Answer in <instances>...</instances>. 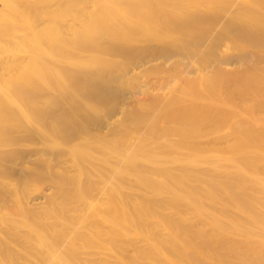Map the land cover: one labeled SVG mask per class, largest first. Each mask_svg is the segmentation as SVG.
<instances>
[{"label": "bare ground", "instance_id": "6f19581e", "mask_svg": "<svg viewBox=\"0 0 264 264\" xmlns=\"http://www.w3.org/2000/svg\"><path fill=\"white\" fill-rule=\"evenodd\" d=\"M3 1L6 3L0 6V40L2 41V43L0 41V52L4 51V46L7 44L13 50L18 48L17 52L21 57L11 59L14 61V65H17L8 66V78L15 84L13 92L23 104L20 105L18 113L27 123L28 121H37V125L36 128L32 127L33 129H31L28 128L31 126L30 122L28 127L22 126L23 123L19 119L17 121L21 124L16 122L12 108L11 111L6 108V104L11 103V107L16 103L0 90V148H9L4 152L0 149V177L7 174L16 179L15 186L13 185L14 187H10V189L0 186V206L13 204V202L19 204V198L22 199V196L26 194L28 196L25 198V204L34 208L48 204L47 200L51 202L50 205L59 199L61 205H69L70 209L73 207V210H77L76 206H80L81 209L82 206H85L87 210L91 211L90 213L98 214L93 220L95 223L92 224V221L89 220L91 227L94 226V228H90V225L87 228L88 220L84 222L87 214L84 213L86 215L83 218L82 211H79L82 212L81 215L74 212L76 216H73L75 218L81 216L83 224H86L81 228L92 230L89 231L92 232L90 234L86 231L83 233L79 226V229L74 225L75 228L71 227V223L74 221L68 220L69 216L67 217L65 212L64 216L61 213L64 219L59 218L58 220V217L56 219L53 217L55 210H47L49 217L46 213L47 216L44 215L46 220H52L53 217L60 223L65 221L62 226H56L59 229L56 233L54 232L56 227L49 229V226L47 227L42 222L41 218L45 220L44 217L37 216L33 212L35 216L32 215L33 217L29 218V208L26 209L23 205L20 208V213L26 221L22 225L28 228V232L37 233L41 243L40 248L33 251L29 246L30 237L27 238L25 236L28 235L22 233L25 235H23L24 243L21 244L20 241L19 243L24 245L26 255L29 254L28 257H31L32 254L34 257V254L38 253L37 256L35 255V258H39L35 259L38 260L37 264H46L47 258L55 257V250H59L58 247L61 249L59 245L63 243L65 246L66 234L64 233L71 227L75 231L76 228L78 229L77 234L73 229V232L70 230L71 238L74 239V235L80 243L76 240L73 243L72 239L73 246L71 244V247L68 245L69 248H67L66 245L65 252L66 254L72 252L73 255L77 253L76 256L79 254L81 257L83 255L84 259L83 257L79 258L78 255V257L73 256L74 261L70 260L72 257H66L62 262L61 255V258H54L57 264H111L112 259V264H145V262L148 264H195L190 262L191 254L198 255L205 264H264V199L260 197L264 196L261 195L264 194V159H262L264 157L255 160L251 156L253 153L261 156L264 154V151L259 150L261 147L264 149V133L252 130L254 134H243L244 138L240 137L241 135H236L234 136V138L236 137L235 143L240 140L236 146L232 141L233 146L228 144L223 149L218 147L215 149L212 146L209 147V150L206 149L201 153L198 152L195 145L197 141L194 144L193 139L198 136L196 133L203 128H198L201 123L199 121L202 123L206 121L204 119L206 116L202 118L204 120H200L198 114V117L195 114L198 112L191 110L194 115L191 114L190 109L188 110L190 113L184 110L190 106L191 109H194L196 108L194 105L197 104L199 106L198 102L195 103L197 101L195 99H199L208 104L200 103V106L203 104L201 107L205 112L206 109H209L206 108L209 104L216 102L217 99L220 100L217 98V94H214L216 97L213 96L217 98L216 100L213 98L210 100L209 96L211 97L214 91L216 93L222 91L228 98L238 101L240 107L243 104H245L243 107H248L247 105L253 103L258 108H256L259 110L258 113L264 114V0H83L95 4L98 2L100 8L97 12L88 6L85 7L81 0L72 2L66 0L69 5L71 4V8L66 7L68 4L65 6L58 2L49 5L43 0ZM80 13L85 17H78L77 14ZM70 17L73 18L74 25L69 23L68 18ZM32 18L38 22L36 26H42L41 29L33 27L30 23ZM145 23L149 26L147 29L143 28ZM23 31L26 32V35L22 33ZM68 36H71V39L67 38ZM66 48H69L70 51L65 55L61 54L60 51ZM47 65L53 66V69L45 67ZM141 71L147 72L144 79L137 75V72ZM218 72L219 76L220 72L229 75L227 82H223L224 85L221 83L223 87L217 83L221 78L213 79ZM53 79L57 80L58 84L62 83L58 89L52 88L50 82ZM157 81L159 82L157 89H150L151 84H157ZM188 81L195 82L190 85L193 86L192 88L184 87V83H189ZM35 82L45 83V86L38 85L39 88L42 87L39 89ZM134 86L139 87V92L133 90ZM179 94H182L183 97ZM205 98L207 102L204 101ZM221 99L223 100V97ZM90 104L95 109L89 113L85 110L89 108ZM177 104L179 106H176ZM205 105L206 107H204ZM175 106L177 110H180L182 106L184 115L182 110H180L181 113L177 111L171 114L170 108ZM222 109L220 107V110ZM234 109L229 113H234L236 111ZM256 109L254 110L257 111ZM208 111L209 117L207 116L206 119L210 120L212 112ZM177 113L180 114L177 115ZM175 115L179 118H188L193 115L195 116L194 120L197 118L199 120L193 122V117H191L192 121L190 122L193 123H188L187 127L183 125V122V124L180 123ZM118 116L128 122L132 120V126H127L129 130L117 128L120 126L119 122L122 121H118ZM216 116L215 113L211 119L216 121L214 129L218 130L219 121L214 119ZM233 116H237V114H233ZM146 118L151 120L149 125H152V127L150 126L152 129H147L148 131L145 127L142 128V123ZM152 119H154L153 122ZM213 121L211 123L215 124ZM128 122H126L127 125ZM262 125L260 124L261 127ZM213 126L211 125V127ZM132 132H137L138 135H136L137 138L140 135L139 138L132 137L135 139L130 140ZM222 132L225 134V131ZM175 134L182 139L179 143L177 139H172L176 138ZM170 135L172 140L169 138ZM212 135L214 139L216 134ZM219 135L217 137L221 138ZM223 137L225 136L222 135V139ZM31 140L42 142L43 147L45 146L44 150L46 148L50 158L32 159L27 158L26 154L25 157L18 147ZM173 141L175 144H179L175 145L176 147H179L182 142H189L187 144L189 148H184L182 145V149L187 148V150L180 152L182 154L188 151L189 155L186 153L188 160L179 159L185 158V156H176L173 155L174 153L173 157L168 156V151L172 149L180 154L181 147L177 150L172 146L174 143L171 144ZM225 142L223 144H226ZM250 143L255 148L254 151H249ZM115 144H118L117 147ZM153 144L158 146L157 151L154 150ZM90 145L103 146L105 152L94 157L93 154L88 153V150H91ZM218 145L217 143L216 146ZM220 145H222L221 142ZM102 150L104 151V149ZM204 152L207 155V160H201V158H206ZM27 153L30 154L29 150ZM199 153L203 154V157ZM42 155L40 154V156ZM177 157L179 158L177 159ZM172 163L176 165L172 166ZM142 165L149 167L157 176V184L160 183H158V177L167 180L171 190H168V196L160 200L159 204L152 201V206H137L140 210H137L136 206H130L132 212H125L129 215L132 213L131 216L134 215L135 225L138 224L140 231L151 230L150 227L153 225L149 222L151 219L155 220V229L161 227L166 231L163 238L158 235V231L154 233L153 228L151 233L153 232L155 237L158 235L157 239H150L152 234L148 240V248L145 246L146 249L143 247L139 251L137 245L135 246L138 247L137 250L133 249L135 248L132 245L134 236L131 241L133 248L127 239L132 233L127 229L129 215H124L126 216H123L124 218L121 216L123 218L121 226L126 227V229L125 227L122 229V232L127 230L128 233L124 232L120 235L118 232L120 226H117V221L120 218L119 206L112 203L119 208L116 212L108 204V212L105 209L103 210L106 212H103L99 204L109 203L105 202L109 195L119 197L120 199L116 200L118 202H121L122 199L126 200L127 198L123 197H127V193L126 190H123L127 187L129 181L126 182V178L130 175L138 176L134 178H137L138 182H142L139 188L143 191L146 190L145 186L149 183L144 184L143 182L146 183L147 180L142 181L139 175H136ZM57 167L61 168L63 173L61 171L57 173L59 171L56 170ZM257 170L262 172V176L258 174ZM73 172L74 174L70 175ZM44 175L48 176L53 185L49 181L51 186H44L41 178L42 189L27 194V188L29 190L35 188H30L27 183ZM58 177L60 178L58 179ZM48 179H45V176L43 178V180ZM116 181L121 182L120 190L117 188L119 185H116L118 183ZM115 182L116 184H113ZM178 185L185 186L184 190L188 188L187 192L185 193L183 190V193H180V190L178 192V187L182 188ZM149 189L156 191V193L153 192L155 196H163V194H159L158 189L149 187L147 188L148 193ZM165 189L167 188L165 187ZM109 191L111 194L108 195ZM122 192L125 195L122 196L120 194ZM19 193H22L20 197ZM102 193L106 194V199H102L104 201L100 200ZM150 194L153 196L151 192ZM142 195L145 194L142 193ZM50 197H52L51 200ZM124 202L120 203L121 208L129 206V201L128 203ZM72 203L76 206H71ZM215 203L235 210L246 219V222H236L228 216L216 212L213 206ZM134 207L135 212L137 210L140 213H133ZM72 209V212L66 210L71 213V216ZM124 211L123 208L120 210V212ZM164 211H171L173 215L170 218L164 217ZM2 216L1 214L0 222L3 220ZM88 216L92 218L90 214ZM100 220H104L101 222L102 224L108 222V226L100 229L96 226ZM193 220H198L203 224L195 225L198 221L192 222ZM11 222L14 223V221ZM132 223L129 227L131 230L134 229L132 228L134 221ZM7 225L6 228L9 226V229L12 230L9 235L7 234L8 236H12L10 235L13 234L12 232H18L16 231L18 226ZM205 225L211 228L210 231L204 229ZM45 226L49 229L48 231L56 233L55 243L47 242L45 245L44 239L47 231ZM104 229L105 231L108 229V232L104 233ZM62 230H65L64 233ZM96 233L98 234L94 237L96 240L94 238L93 240L98 247L95 246L96 243H93L92 246V240L91 243H87L88 240L87 244H84L86 239L83 238L84 236L90 238V235ZM125 233L127 236L124 235ZM142 234L144 233L141 232V235H138L141 237ZM122 236H125L124 239ZM0 239L2 240V243L0 242V264H27L26 260L29 264L31 259L34 260L33 257L31 259L26 257L22 263L25 257L22 255L23 251L18 250L21 256H17L18 254L16 255L12 250L17 244L13 243L15 244L13 245L12 242L9 244L10 240L8 241L6 233L1 234ZM118 239L120 240L117 241ZM121 239L123 240L121 241ZM142 239L145 238L142 237ZM63 240L64 242H62ZM34 241L36 240L34 239ZM58 242L61 244L58 245ZM89 244L91 245L88 246ZM7 246L9 250H7ZM18 248L20 249V247ZM14 249L16 250V247ZM77 249L81 252L79 250L75 252ZM5 251H11L13 254L9 252V255ZM227 252L233 253V257L229 256ZM92 253L95 254V257L98 254L97 257L102 261L96 260L92 263L90 260V257L93 259ZM20 258H22L21 261ZM30 264H33V261Z\"/></svg>", "mask_w": 264, "mask_h": 264}, {"label": "rangeland", "instance_id": "374dc122", "mask_svg": "<svg viewBox=\"0 0 264 264\" xmlns=\"http://www.w3.org/2000/svg\"><path fill=\"white\" fill-rule=\"evenodd\" d=\"M43 1H45V2H47L49 5H51V4H56L57 2L59 3V4H64L66 7H68L69 6V8H71L70 6H71V4L69 5V3H67V1L66 0H59V1H54V0H43ZM71 2L73 1V0H70ZM74 1H77V0H74ZM83 3V5L85 6V7H89L91 10H94V11H98L99 10V8H100V6L98 5L99 3L97 2V4H95V3H93V2H90V1H83V0H81ZM4 3H6V2H4L3 0H0V6H2ZM84 14H82V13H80V14H77V16L78 17H82V18H84L85 16H83ZM100 15H102V14H100ZM101 17V16H100ZM69 19V23L71 24V25H74V23H73V18L72 17H70V18H68ZM30 23L33 25V27H35V28H37V29H41L42 28V26L40 27V26H36L37 24H38V22L37 21H35V19H31L30 20ZM144 27L143 28H145V29H147L149 26L147 25V23H145L144 25H143ZM34 29V28H33ZM24 35H26V32H22ZM67 38H69V39H71V36H68ZM1 41V40H0ZM1 43H2V41H1ZM17 50H18V48H16L15 50H13L8 44L7 45H5L4 46V51L3 52H0V90L3 92V93H5L7 96H8V98L10 99V100H12L14 103H16V105H13V106H11L10 107V104L11 103H9V105L8 104H6V108L7 109H9L10 111H11V108H12V110L14 111V112H12L13 113V116H14V119H16V122H18V123H23V124H21L22 126H29V124L31 125V126H29L28 128H31V129H33L32 127H35L36 128V125H37V121L35 122V121H28V123H27V121L24 119V118H22L23 116L22 115H20L19 113H18V111H19V109H20V105H23L22 104V102H21V100H18V98L16 97V95L14 94V92H13V86L15 85V84H13V81H10L9 80V78H8V66H11V67H13V66H16V65H14L15 63H14V61H12V60H14V59H16V58H19V57H21V55L20 54H18V52H17ZM62 51V52H61ZM60 51V53L61 54H63V55H65V54H67L70 50H69V48H66V49H62ZM12 59V60H11ZM17 61H20V60H17ZM16 61V62H17ZM4 66V67H3ZM45 67H47V68H51V69H53V66H50V65H47V66H45ZM3 68V69H2ZM138 74V77H140V78H145V76H146V73H145V71H141V72H137ZM217 74V73H216ZM220 76H219V72H218V74H217V76H215L214 75V77H213V79L215 80V77H217V79H220L221 78V80L220 81H217V83L221 86V83H226L227 82V77H229V75H227L226 73L223 75L221 72H220ZM142 76V77H141ZM225 77V78H224ZM143 78V79H144ZM12 80V79H11ZM16 82V81H15ZM189 83H184V87L185 88H192L193 86H190V85H192V84H195V82H193V81H188ZM17 83V82H16ZM36 84H37V87H38V85L39 86H41V85H44L43 83H41V82H35ZM224 83H223V85H224ZM18 84V83H17ZM50 84L52 85V88H54V89H58L59 87H60V85L62 84V83H60L59 82V84H58V81L57 80H55V79H53V80H51V82H50ZM187 85V86H186ZM223 85L221 86V87H223ZM45 86V85H44ZM43 86V87H44ZM159 86V82L157 81V84H151V87H150V89H152L153 90V88H156V87H158ZM189 86V87H188ZM39 88V87H38ZM40 88H42V87H40ZM39 88V89H40ZM137 89V90H136ZM157 89V88H156ZM133 90H135V91H138L139 92V87L137 88V86H134L133 87ZM178 94V93H177ZM214 94H217V98H220V100L219 99H217V98H215L216 97V95H214ZM180 96H182L183 97V95L182 94H179ZM178 95V96H179ZM179 96V97H180ZM213 96H215V97H213ZM181 97V98H182ZM223 97V100L221 99ZM210 98H213L214 100H216L217 99V101L216 102H213L212 104H209V106H207L206 107V105H208V104H206L205 102H203V101H201V100H199V99H195V100H197V101H195V103H199V106H198V104L197 105H194V107L196 106V108H197V106H198V108H199V110H198V108H197V111L195 110L196 108H194V109H191L190 107V102L188 103V105L190 106H187V107H189V108H185L184 110H185V112L187 111V113H190L191 112V114L193 113L192 111L194 110L195 112H198V113H195L196 114V116H197V114H198V118H201L200 120H206V121H204L203 123H202V121H199V122H201L200 123V125H199V127L198 128H200V127H203V128H201L200 130L201 131H199L200 133H201V136H200V133L199 132H197L196 134H198V136L197 137H195V139H193V141H194V144L196 143V141H197V143L195 144L196 145V147L198 148L197 150H198V152H201V153H203L202 151H206V149H208L209 150V147H218V148H220V149H223V148H226L227 146H228V144H229V146H233V144L235 143V138H234V136H240V137H243L244 138V135L243 134H254L253 132H252V130H257V131H255V132H262V133H264V131H261V129H264V125H262V124H264V119H262V118H264V117H262V116H264V114H262V113H258V111L259 110H257L258 108L257 107H255L254 105H253V103H247V104H249V105H247L248 107H243L245 104H243V106L241 105V107L239 106L240 105V103L238 102V101H236L235 99H231V98H228L227 96H225V94L221 91V92H219V93H216V91H214V93H212V95H211V97L209 96V99ZM228 100H227V99ZM224 99H225V101H224ZM211 100V99H210ZM219 100V101H218ZM200 101V102H199ZM204 101H206L207 102V99L205 98V100ZM224 101V102H223ZM193 102V101H192ZM201 102H203V104L205 103L206 105L204 106V107H206V108H209V109H206V111L204 112V110H202V107L201 106H203V104L200 106V103ZM221 103V104H217V103ZM226 103L225 105L223 104V103ZM236 102V103H235ZM216 103V104H215ZM185 104V103H184ZM184 104H182V105H184ZM192 104V103H191ZM230 104V105H229ZM236 105V106H235ZM253 105V106H252ZM176 106H179L178 104L176 105ZM175 106V107H176ZM213 106V107H212ZM231 108H230V107ZM88 107L89 108H87V110H85V111H89V113L90 112H93L94 111V109H95V107L93 108L92 107V105L90 104V105H88ZM91 107H92V109H91ZM175 107H171L170 109V113L171 114H173V113H175V112H177V111H180V110H182V113L184 112L183 111V109H182V106L180 107V110H177V107L175 108ZM204 107H203V109H204ZM218 107V108H217ZM220 107H221V109L222 108H226V109H228L227 111H225V110H220ZM234 107H235V109H234ZM239 107H240V110H239ZM243 107V108H242ZM253 107H254V109H256L257 111H255L254 109H253ZM15 110H14V109ZM179 108V107H178ZM211 108V109H210ZM212 108H214L213 110H212ZM216 108V109H215ZM232 110H230V109ZM247 110H246V109ZM91 109V110H90ZM190 109V110H189ZM218 109H219V111H218ZM233 109L234 110H236L234 113H229V111L230 112H233ZM249 109V110H248ZM93 110V111H92ZM188 110L190 111V112H188ZM192 110V111H191ZM208 110H211V112H212V115L214 116V114L216 113L217 114V116L214 118L215 120H217V121H219L218 122V124H217V129L218 130H215L214 129V127H215V125H216V121L214 122L212 119H213V117H212V115H211V117H210V120H208V118L206 119V117L208 116L209 117V113L208 112H210V111H208ZM200 111V112H199ZM203 111V112H202ZM208 111V112H207ZM184 112V113H185ZM14 113H15V115H14ZM180 113H181V111H180ZM180 113H177V115H179ZM184 113H183V115H184ZM194 114V113H193ZM194 114V115H195ZM200 114V115H199ZM233 114L234 115H236L237 114V116H233ZM242 114V116H240ZM261 114H262V116H261ZM18 115H20V116H18ZM189 115V114H188ZM188 115H187V117H188ZM238 115H239V117H238ZM176 116V115H175ZM206 116V117H205ZM16 117V118H15ZM18 117V118H17ZM177 117V116H176ZM191 117H193V122H195L196 120H199L197 117V119L196 120H194V118H195V116H193V115H190L188 118H183V117H180V118H183V119H180L179 117H177V120L178 121H180V123H182L183 125H185V126H187L188 127V125L189 124H191V123H193V122H190V121H192V119H191ZM205 117V118H204ZM21 118V119H20ZM122 117H117V119H118V121H121V122H119L120 123V126L119 127H117V128H119L120 130H129V128L128 127H131L132 126V120H131V122L129 121H125V119L124 118H122ZM159 118H161V117H159ZM159 118L157 119L158 121H159ZM202 118H204V119H202ZM212 118V119H211ZM218 118V119H217ZM19 119V121H17ZM120 119V120H119ZM124 119V120H123ZM149 118H146L144 121H143V123H142V128H146V130L147 129H149V130H151L152 128V125H149V123H151L150 121V119L148 120ZM162 119V118H161ZM191 119V120H190ZM261 120H262V123H261ZM154 121V119H152V122ZM157 121V123H159ZM211 121H213L215 124H213V123H211ZM26 122V123H25ZM126 122H128V125L126 124ZM161 122H162V120H161ZM156 123V124H157ZM189 123V124H188ZM27 124V125H26ZM144 124H145V126H144ZM260 124L262 125V127L260 126ZM126 125V127H124ZM130 125V126H129ZM147 125V126H146ZM158 125V124H157ZM161 125H163V124H161ZM160 125V126H161ZM211 125H214L213 127H211ZM128 126V127H127ZM151 126V127H150ZM210 126V127H209ZM124 127V128H123ZM207 127V128H206ZM121 128H123V129H121ZM127 128V129H126ZM211 129V130H209V129ZM203 129V130H202ZM221 130V131H220ZM148 131V130H147ZM211 131H213L212 133H210L211 134V136H209L210 134H209V132H211ZM222 131H225V134H227V135H225V134H223V132ZM221 133V134H220ZM133 134H135V135H133ZM138 135V133L137 132H132V133H130V135H132L131 136V138H130V140H134L135 138H132V137H136V139H138L139 138V136H138V138H137V135ZM173 134V133H172ZM212 134H216L215 136L216 137H214V139L212 138L213 137V135ZM220 134V135H219ZM239 134V135H238ZM246 134V135H247ZM204 135V136H203ZM220 136L221 138H218L217 136ZM222 135H224L225 137H223V139H222ZM174 136V135H173ZM175 136H176V134H175ZM228 139H230V140H228ZM110 138V137H109ZM170 139L172 138V136L170 135V137H169ZM217 140H216V139ZM232 138H234L233 140H232ZM238 138V137H237ZM111 139V138H110ZM173 140H175V139H177L178 140V143H179V141H181L182 139H180V138H178L177 136H176V138H172ZM171 139V140H172ZM219 139V140H218ZM222 141H221V140ZM227 139V140H226ZM1 140V139H0ZM113 140V139H112ZM191 140V139H190ZM32 141V142H31ZM30 142H27V143H25L24 142V144L22 143L19 147H18V149L23 153V155L26 157V155H27V158L28 157H30V158H32V159H37L38 157L39 158H41V159H47V158H50L48 155V153L46 152L47 150H46V148H45V150H44V147H43V144H42V142H40L39 143V141L38 140H31ZM38 141V142H37ZM170 141V140H169ZM192 141V140H191ZM210 141H211V143H212V145H211V143H210ZM221 142V144L222 145H220V142ZM226 143V144H223L224 142ZM232 141H234V143H232ZM1 142V141H0ZM175 142H177V141H175ZM229 142V143H228ZM237 142H238V140H237ZM236 142V143H237ZM239 142H240V140H239ZM239 142H238V144H239ZM171 143V142H170ZM174 143V141L171 143V144H173ZM177 143V144H178ZM189 142H182V144L179 146V147H181L182 145L184 146V148L185 147H187V148H189L188 146H187V144H188ZM219 144L218 146H216V144ZM232 145H231V144ZM234 144L235 146L237 145V144ZM128 144H129V142H128ZM170 144V145H171ZM177 144H173L172 146H174L177 150H178V148L179 147H176L177 146ZM117 145L118 144H115V147H117ZM124 145H126V144H124ZM176 145V146H175ZM179 145V144H178ZM215 145V146H214ZM227 145V146H226ZM91 147V150H88V153L90 154V155H92V156H94V157H96V156H99L100 154H102L103 152H105V147H103V146H99V145H96V146H94V145H90ZM99 146V147H98ZM120 146V145H119ZM150 146H152V145H150ZM182 146V147H183ZM208 146V147H207ZM221 146V147H220ZM42 147V148H41ZM96 147V148H95ZM153 147H154V150H158V146L157 145H155V144H153ZM152 147V148H153ZM182 147H181V150H179V153L180 152H184L183 150H187V148L186 149H182ZM249 151H254L255 150V148H253L252 146H251V143H250V145H249ZM252 147V148H251ZM93 148V149H92ZM101 148V149H100ZM149 148H151V147H149ZM218 148H215V149H218ZM1 150H2V152H4L5 150L7 151L9 148L8 147H3V148H0ZM23 149H24V151H23ZM26 149H27V152H28V150H29V153L30 154H28L27 152H26ZM102 149H104V151L102 150ZM180 149V148H179ZM40 150V151H39ZM152 150V149H151ZM172 150H173V152H172ZM172 150H170V151H168V156L170 155V156H172L173 157V155H176V156H178V155H183V156H185V158H182L181 156H179V157H181V158H179V157H177V159L179 158V159H184V161L185 160H188V158H186V157H188V151H185L186 153H180V154H178V151L176 152L175 151V149H172ZM207 150V152H209ZM259 150H262V151H264V149H262V147L261 148H259ZM39 151V152H38ZM43 153H42V152ZM101 151V152H100ZM149 151H150V149H149ZM156 151H154V152H156ZM224 151V150H223ZM38 152V153H37ZM176 152V153H175ZM99 153V154H98ZM174 153V154H173ZM259 153V152H258ZM261 153V152H260ZM26 154V155H25ZM40 154L42 155V156H40ZM173 154V155H172ZM200 154V153H199ZM206 153L204 152V155H205ZM262 154V153H261ZM201 155V154H200ZM203 155V154H202ZM201 155V157H203ZM209 155V154H208ZM257 155H259V156H257ZM252 154L251 156L255 159V160H260V158L261 157H264V154H262V156L260 155V154ZM206 156V158L204 157V158H201V160L203 159V160H207L208 158H207V155H205ZM175 157V156H174ZM259 157V158H258ZM174 159H176V158H174ZM211 159V158H210ZM250 159H252V158H250ZM262 159H264V158H262ZM205 162H207V161H205ZM172 166H175L176 164H171ZM59 171H58V170ZM141 170V172H140V170ZM138 169V172H139V174H137L136 173V175H139V178L142 180V181H146V183L145 182H143L144 184H147V183H149V184H151V185H146L145 187V189L146 190H144L143 191V189H141V188H139L140 187V184L142 183L141 181H137V178H134V177H138V176H133V175H130V176H128L129 177V179H128V177L126 178V182L127 181H129L130 182V180H132L131 182H132V184H131V182L129 183V182H127V187H126V189H122L123 191H125L126 190V193H127V197H123L124 199L125 198H127L126 200H124L123 201V199H122V201L121 202H124V203H128V201H129V203H128V205L129 206H127L126 205V208H125V206L124 207H122L123 208V211L124 210H126V211H124V212H120V210L122 209L121 208V202L119 201H116V200H119L120 198L119 197H114V196H111V195H109V194H111L110 193V191H109V193H108V195L109 196H107V199H106V194L104 195L103 193L100 195V200H102V199H106L105 200V202L107 201V202H109V203H100L99 205L101 206V209L103 210V209H105V210H107V206H109L108 204H110L111 205V207L112 208H114V210H116V212H117V210H119V208H120V210H119V214H120V218L118 219V221H117V226L119 227V234L120 235H122L124 232H127V230L126 231H124V232H122V229L125 227V226H121V224H123V218L124 217H126V216H128L129 215V213L127 214V213H125V212H129V211H131L132 212V206H140V207H142V206H144V205H150V206H152L153 204H151V203H158L159 204V201L160 200H163L165 197H167L168 196V194H169V191L171 190V186H170V184L169 183H167L168 181L167 180H163V178H157V180L159 179V181H158V183L159 184H157V181H156V175H154V173H153V171H151L150 170V168L149 167H147V166H141L140 168ZM56 170L58 171L57 173H60V171L62 172V170H61V168L59 169L58 167L56 168ZM55 170V171H56ZM64 171V170H63ZM257 172H259V170H257ZM63 173V172H62ZM71 173V172H70ZM140 173H142V174H140ZM152 175H151V174ZM262 173V172H261ZM260 172L258 173L259 175L261 174ZM74 174V172L72 173V174H70V175H73ZM151 175V176H150ZM45 176V179H48V176H46V175H44ZM44 176L43 177H39V178H37L38 179V181H37V179H33V180H31V181H29L27 184H28V186L31 188H34V189H28L27 188V190H28V192H26L27 194L28 193H32V192H34V191H39V189L41 190L42 189V187H43V182H44V186L45 185H50L52 182L50 181V179H48V180H43V178H44ZM132 176H133V178H132ZM261 176H262V174H261ZM8 177V178H7ZM11 175H7V174H5L4 176H2V177H0V186H1V188H5V189H10V187L12 188V187H14L15 186V184H16V179L14 178V177H12ZM143 177V178H142ZM149 177V178H148ZM150 177H153V178H150ZM41 178H42V181H40L41 180ZM60 177H58V179H59ZM92 178V177H91ZM95 179V178H94ZM135 179V180H134ZM145 179V180H144ZM151 179H153L152 181H153V183H150V182H152V181H150ZM93 180V179H92ZM162 180V181H161ZM6 181V182H5ZM46 181V182H45ZM49 181L51 182V183H49ZM165 181V182H164ZM2 182V183H1ZM39 182V183H38ZM48 182V184H46ZM116 182H118L117 184H116ZM115 183H113V184H116V185H119V187H117L118 188V190H120L121 189V182H119V181H116ZM155 182V183H154ZM41 183V184H40ZM138 183V184H137ZM38 184H39V186H40V188H39V186H38ZM155 184V185H154ZM162 184V185H161ZM182 184V183H181ZM14 185V186H13ZM52 185H53V183H52ZM159 185V186H158ZM51 186V185H50ZM112 186V185H111ZM178 186H182V188H180V187H178V192H179V190H180V193H183L182 192V190L186 193L187 192V190H188V188H186L185 190L183 189L185 186H183V185H178ZM61 187V186H60ZM59 187V188H60ZM113 187V186H112ZM115 187V186H114ZM115 187V188H116ZM155 188V190H157L158 192H159V194L161 193V194H163V196L162 195H159L160 197H158V195L157 196H155L154 195V193H156V191L154 192V190L153 189H149V191L153 194V196L150 194L149 195V193H148V190H147V188ZM158 187V188H157ZM165 187L167 188V189H165ZM62 188V187H61ZM136 188H137V190L139 191H137L136 190ZM160 188H162V189H160ZM177 188V187H176ZM180 188V189H179ZM173 189H175V188H173ZM143 192H142V191ZM152 190V191H151ZM164 190V191H163ZM169 190V191H168ZM177 190V189H176ZM138 192V194H137V192ZM147 193H146V192ZM166 191H168V192H166ZM118 192H120V191H118ZM129 192V193H128ZM144 193L145 195H142V193ZM154 192V193H153ZM139 193H141L140 195H139ZM21 194L22 193H19V197L21 196ZM119 194V193H118ZM120 194H122V196H123V194L125 195V193L124 192H122V193H120ZM26 194H24L22 197L24 198H19L20 200V202H19V204H18V202L17 203H14L13 202V204L11 205L10 203L8 204V205H1L0 206V216H1V214L3 215L2 216V219L3 220H1L2 222H0V235L1 234H5L6 233V236H7V238H8V241L10 240V242H8L7 240H5V239H3V240H5V242H8L9 244H11V242H12V244L13 243H15V244H17V246L15 245V244H13V245H15V247H16V250L14 249L15 247L13 246V245H11V247H14L12 250L14 251V253L17 255V256H21V254H19V252L20 251H18V250H22L23 251V254L22 255H25V257L23 258L24 260H22V258H20V261L22 260V263L26 260V257H28L29 256V254L28 255H26V253H25V251H24V245H20V243L21 244H23L24 243V239L23 238H25V237H27V238H29L30 237V244H29V246H31V249L34 251H36L37 249H39L40 247V238L39 237H37L38 236V234L37 233H35V232H28L27 231V227L26 226H24V225H22V224H24L25 223V221H26V219H24V217L22 216V214L20 213V208L21 207H23V205H25L24 206V208H26V209H28L29 208V212H28V215L30 216L29 218H31V217H33L32 215H37V216H42V217H44V215H46V213H48L47 215H48V217H49V212L47 211V210H55L54 211V214H55V216H53V217H55L54 219H56L57 217H58V220H59V218H61V220L62 219H64V217H62V216H64L65 215V213H66V215H67V217H65V218H67L68 220L70 219V221H71V219H72V221H74V222H72V223H74V224H72L71 223V227L74 225L75 227H82V226H86V224L88 225L87 226V228H89V225H90V222L93 224V223H95V222H93V220L95 219V217L98 215L96 212H93V214L92 213H90L91 211H89V210H87L86 208H85V206H82V209H81V207L79 206H76L75 204V206L77 207V210H73L72 208V210H73V214H72V216H71V213L70 212H66V210H69V211H71V209L69 208V205H65V206H63V205H61L60 204V202L61 201H59V199L56 201V202H54L53 204H50L49 205V203H51L49 200H47L48 201V204H46V205H42L40 208L38 207H36V208H34V207H32V206H30V205H27V204H25L26 202H24L25 201V198L28 196V195H26ZM113 195V194H112ZM116 195V194H115ZM148 195V196H147ZM261 195H264V194H261ZM52 196V195H51ZM54 196V195H53ZM105 196V197H104ZM118 196V195H117ZM121 196V195H120ZM140 196V197H139ZM142 196H143V198H142ZM147 198H146V197ZM162 196V197H161ZM260 196V195H259ZM111 197H113L112 199H110ZM149 197H150V199H149ZM258 197V196H257ZM262 199H264V196H260ZM259 197V198H260ZM51 198L52 197H50L49 199L51 200ZM131 198V199H130ZM54 199V198H53ZM148 199V200H147ZM153 199V200H152ZM155 199H156V201H155ZM159 199V200H158ZM104 200H102V201H104ZM133 200V201H132ZM53 201V200H52ZM153 201V202H152ZM133 202V204H131ZM45 203H46V201H45ZM44 203V204H45ZM112 203H116V205H118L119 206V208L118 207H116V205H113ZM124 203H122L123 205H125ZM134 203H136V204H134ZM139 204V205H138ZM15 205V206H14ZM73 205V203L71 204V206H74ZM106 205V206H105ZM131 206V207H130ZM214 206V209H215V211L216 212H219V213H221V214H224L225 216H228L231 220H234V221H236V222H240V223H245L246 222V219L243 217V216H241L238 212H236L235 210H233V209H231V208H228L227 209V207H223V206H220V205H218V204H214L213 205ZM16 207H18V208H16ZM84 207V208H83ZM9 208V209H8ZM54 208V209H53ZM61 208V209H60ZM125 208V209H124ZM139 207H137V210H140V208L138 209ZM224 208H226V209H224ZM6 209V210H5ZM14 209V210H13ZM17 209V210H16ZM63 209V210H62ZM74 209H75V207H74ZM83 209H86V210H83ZM61 210H62V212H61ZM137 210H136V212H137ZM15 211H16V213H15ZM31 211V212H30ZM79 211H82L83 212V214H82V212H79ZM33 212H34V214H33ZM42 212H44V213H42ZM52 212V211H51ZM65 212V213H64ZM72 212V211H71ZM74 212L75 213H77V215H81L82 214V217L84 218V216H85V218L84 219H86V220H84V222H86L87 220V222H86V224H83L84 222H82V217L81 216H79L78 218L81 220H77L78 218H75L74 216H76V214L74 215ZM79 212V213H78ZM103 212H106V211H104L103 210ZM107 212H108V210H107ZM136 212H135V207H134V212L133 213H135L136 214ZM166 214H165V213ZM163 213V215H164V217H167V218H170L173 214H171L172 212L171 211H164ZM31 213V214H30ZM61 213H62V216H61ZM63 213H64V215H63ZM68 213V214H67ZM84 213H86V214H84ZM137 213H140L139 211L137 212ZM15 214V215H14ZM43 214V215H42ZM91 215L92 216V218H89L90 216H88V215ZM105 214V213H104ZM132 214V213H131ZM131 214L128 216V218H127V220L129 221V227H131L130 225L131 224H133L132 223V221H134V225H133V227L132 228H134L135 229V231H134V229H130L128 226V228L127 229H129L130 231H132V233H131V235L129 236V238H127L128 240H129V243H130V245L132 244V242H133V246L135 247L136 245L139 247H137L138 248V250L140 251V250H142V249H140V248H145L146 249V247L145 246H147V248H148V240H150V239H154V238H156L157 239V237H158V235H160L161 237H165V235H166V231L164 230V229H162L161 227L160 228H154V224H155V220H153V219H151V220H149V222H150V224L152 223L153 225L150 227V229L151 230H142V231H140V230H138L139 229V226H138V224H136L135 225V223H136V220H134V215H132L131 216ZM227 214V215H226ZM34 215V216H35ZM46 215V216H47ZM74 215V216H73ZM124 215H126V216H124ZM166 215V216H165ZM168 215V216H167ZM88 216V217H87ZM123 218H122V217ZM39 217V218H40ZM50 217H51V215H50ZM53 217H52V220L50 219V218H48V219H50V220H46V218L44 217V219L45 220H43V218H41L42 219V222H44L45 223V225L49 228V229H51V228H53V227H58L59 225H63L64 224V222L65 221H61V223L60 222H58V220H54L53 219ZM87 217V218H86ZM129 217H131V218H129ZM243 217V218H242ZM15 218V219H14ZM6 219V220H5ZM66 220V219H65ZM77 220V221H76ZM89 220H91L90 222H89ZM110 220H111V218H110ZM153 220V221H152ZM4 221H6V222H4ZM11 221H14V223L13 222H11ZM23 221V223H21ZM67 221V220H66ZM104 221V220H103ZM102 220H100L98 223H96V226H98L100 229H103V228H105L106 227V225L108 224V222H105L106 224H102L101 222H103ZM122 221V223H120ZM196 221H198V220H196ZM196 221H192V222H196ZM4 222V223H3ZM10 222V223H9ZM6 223V224H5ZM43 223V224H44ZM80 223H82V224H80ZM89 223V224H88ZM100 223H101V225H100ZM200 222L198 221V223H195V225H201V224H203V223H200ZM2 224V225H1ZM9 224H13V225H15V226H18L17 228V230L16 231H18V232H12L13 234L15 233H17L16 235L18 236V238L16 237V235H13V234H10V235H12V236H8L9 235V233H11L10 232V230L11 229H9V226L8 225ZM20 224V225H19ZM118 224H120V225H118ZM194 224V223H193ZM6 225L8 226L7 228H6ZM2 226V227H1ZM20 226H22V227H20ZM45 226V227H46ZM61 226H60V229H61ZM73 226V228H75ZM84 226V227H85ZM92 225H90V228H94V226L93 227H91ZM108 226V225H107ZM19 227H20V230H21V232H20V230H19ZM47 227H46V229H47ZM56 227V228H57ZM69 228L71 231H72V229L73 228ZM79 227H78V229H79ZM156 227H159V226H156ZM207 229H206V228ZM6 228V229H5ZM25 228V229H24ZM83 228V227H82ZM81 228V230L83 231V233H85V231L87 232V233H90V234H92V232H89V231H92L91 229L90 230H88V229H86V230H83ZM154 228V229H153ZM209 228V229H208ZM4 229V230H3ZM49 229H47V231L45 232V236H46V238L48 239H44V242H45V245H46V243L47 242H49V243H51V244H53V243H55V239H56V237H55V234L57 233V231L59 230L58 228L57 229H55L54 228V232H56V233H54L53 231H48ZM77 228H76V231H75V229H73L74 230V232H75V234H77L76 232H77V230H78ZM85 229V228H84ZM125 229H126V227H125ZM154 231H153V230ZM204 229L205 230H208V231H210V227H208V225H205L204 226ZM5 230H6V232H5ZM22 230H23V232H22ZM70 230H62V233H64V231H65V233L64 234H66V236H65V242H64V240L62 241V242H64L65 243V246L63 245V243L61 244V242L59 243H57L58 245L59 244H61V245H59V246H61V249H60V247H58L57 249H59V250H55V254H54V252H53V254L55 255V257L56 258H61V257H63L62 258V262H63V259L64 258H66V257H72V258H70V260L71 259H73V261L75 260L74 259V257L73 256H76V254L77 253H75V255H73L72 254V252H68V251H70V250H68L67 252V254H66V250H67V248H69V247H71V246H73V243H75L76 241H79V240H77L76 239V237L73 235V237H74V239L73 238H71V236H72V233H71V231ZM108 230V229H107ZM106 230V231H107ZM12 231V230H11ZM80 231V230H79ZM106 231H105V229H104V233H106ZM129 231V232H130ZM151 231H153L154 233L155 232H157L158 233V235L155 237V235H154V233L152 232L151 233ZM1 232H3V233H1ZM48 232V233H47ZM50 232H52V233H50ZM68 232V233H67ZM71 234H70V233ZM73 232V231H72ZM101 232V234H102V231H100ZM99 232V233H100ZM108 232V231H107ZM133 232H135V233H133ZM141 232L142 233H144V234H142V236L140 237V235H141ZM148 232V233H147ZM160 232H161V234H160ZM21 233V235H19ZM22 233H24V234H27L28 236H25L24 234H22ZM31 233H33V234H31ZM81 233V232H80ZM93 233H95V232H93ZM128 233V232H127ZM156 233V234H157ZM8 234V235H7ZM35 234H37V235H35ZM44 234V233H43ZM74 234V233H73ZM130 234V233H129ZM135 234V235H134ZM138 234H140V235H138ZM153 234V235H152ZM23 235L25 236V237H23ZM34 235V236H33ZM71 235V236H70ZM88 235V234H87ZM96 235H98L97 233L96 234H93V235H90L91 237L89 238V236H88V238L86 237V236H84L83 238L85 239V242H84V244H87V243H89L91 240H92V246H93V243H96V242H94V240H93V238L96 236ZM125 236H127L126 235V233L124 234ZM152 235V236H151ZM15 236V237H14ZM32 236V237H31ZM124 236V237H125ZM133 236H134V238H133ZM145 236V237H144ZM150 236H151V238H150ZM2 237V236H1ZM37 237V238H36ZM55 237V238H54ZM123 237V236H122ZM124 237H123V239H124ZM142 237L143 238H145V239H142ZM163 237V238H164ZM6 238V237H5ZM20 238V239H19ZM33 238V239H32ZM66 238H67V240H66ZM98 238H99V236H98ZM97 238V239H98ZM118 238H120V237H118ZM138 240H137V239ZM150 238V239H149ZM2 239V238H1ZM0 239V242L2 241ZM34 239L36 240V241H34ZM72 239H73V241H72ZM95 239V238H94ZM123 239H121V241L123 240ZM126 239V240H127ZM134 239V240H133ZM162 239V238H161ZM22 240V241H21ZM76 240V241H75ZM89 240V241H88ZM96 240V239H95ZM120 239H118L117 241H119ZM133 240V241H132ZM17 241V242H16ZM19 241H20V243H19ZM32 241H34L33 243H32ZM88 241V242H87ZM132 241V242H131ZM135 241H137V242H135ZM4 242V243H5ZM71 242V243H70ZM73 242V243H72ZM87 242V243H86ZM145 242H147L146 244H145ZM2 243V242H1ZM7 243V244H8ZM78 243V242H77ZM79 243H80V241H79ZM82 244H83V242H81ZM91 243V242H90ZM135 243V244H134ZM138 243V244H137ZM35 244H37V245H35ZM44 244V243H43ZM72 244V245H71ZM83 244V245H84ZM49 245V244H48ZM66 245H67V248H66ZM68 245H69V247H68ZM71 245V246H70ZM91 244H89L88 246H90ZM131 245V247L133 248V246ZM78 246H79V244H78ZM82 246V245H81ZM95 246H97V243L95 244ZM8 247V246H7ZM9 247H10V245H9ZM9 247H8V249L7 250H9ZM18 247H20V249L18 248ZM80 247V246H79ZM78 247V248H79ZM83 247V246H82ZM84 247H87V246H84ZM98 247V246H97ZM74 248H76L75 246H74ZM137 248L135 247V248H133V249H136L137 250ZM11 249V248H10ZM72 249V248H71ZM81 249V248H80ZM11 250V251H12ZM61 250V251H60ZM78 250L79 249H77V250H75V252L77 251L78 252ZM82 250V249H81ZM81 250H79V252H81ZM11 251H7L8 252V254H9V252L11 253ZM18 253H17V252ZM22 251H21V253H22ZM72 251V250H71ZM6 252V251H5ZM6 252V253H7ZM38 252H39V250H38ZM74 252V251H73ZM228 254H229V256H232L233 255V253L231 254V252H227ZM4 255H5V253H3ZM7 254V255H8ZM11 254H13V252L11 253ZM37 254L38 253H36V254H34V257H33V255L31 254L30 256L31 257H28V258H32L33 257V259L34 260H32L31 259V261L30 262H32L33 261V264H37V262H38V260H35V259H37L38 257H36L35 258V255L37 256ZM94 253H92L91 254V256H93V259L90 257V260L92 261V263L93 262H96V260L97 261H102L100 258H98L97 257V255H96V257H97V259H95L96 257H95V254L93 255ZM10 255V254H9ZM62 255V256H61ZM79 255V254H78ZM78 255L76 256V257H78ZM39 256V255H38ZM61 256V257H60ZM85 256V255H84ZM90 256V255H89ZM101 256V254L99 255V257ZM54 256H51V257H48V258H50L49 260H48V258H47V263L46 264H57V262H56V260L54 259L55 258ZM75 257V258H76ZM81 256L79 255V258H80ZM82 257H83V255H82ZM81 257V258H82ZM95 257V258H94ZM233 257V256H232ZM27 258V259H28ZM78 258V259H79ZM86 258V257H85ZM106 258V257H105ZM196 258V259H195ZM200 257L198 256V255H196V254H191L190 255V262H194L195 264H205V262L203 261V260H200L199 259ZM39 259V258H38ZM53 261H52V260ZM68 259V258H67ZM83 259H84V257H83ZM88 259V258H87ZM104 259V258H103ZM65 260V259H64ZM82 260V259H81ZM89 260V261H90ZM113 260V259H112ZM110 261V259H109V261H110V263L112 264L113 263V261ZM19 261V262H20ZM29 261V260H28ZM35 261H36V263H35ZM68 261V260H67ZM79 262H80V260H78ZM90 261V262H91ZM30 262H29V264H30ZM66 262V261H65ZM64 262V263H65ZM70 262V261H69ZM69 262H67V263H69ZM87 262V261H86ZM201 262V263H200ZM26 263L28 264V262H27V260H26ZM71 263V262H70ZM73 263V262H72ZM74 263H76V262H74ZM149 263H151V262H149ZM21 264V263H20ZM83 264V263H82ZM86 264V263H85ZM109 264V263H108ZM145 264H148V263H146L145 262ZM153 264V263H152Z\"/></svg>", "mask_w": 264, "mask_h": 264}]
</instances>
